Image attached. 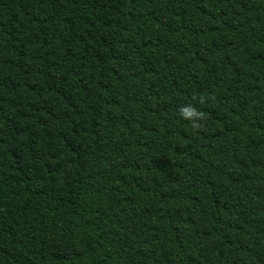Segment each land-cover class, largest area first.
<instances>
[{"label":"trees","instance_id":"16d2710c","mask_svg":"<svg viewBox=\"0 0 264 264\" xmlns=\"http://www.w3.org/2000/svg\"><path fill=\"white\" fill-rule=\"evenodd\" d=\"M0 264H264V0H0Z\"/></svg>","mask_w":264,"mask_h":264}]
</instances>
